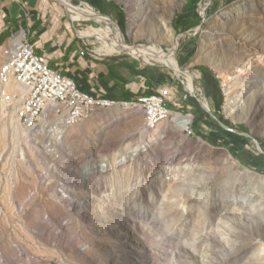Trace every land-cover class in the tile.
I'll list each match as a JSON object with an SVG mask.
<instances>
[{
    "label": "rangeland",
    "instance_id": "374dc122",
    "mask_svg": "<svg viewBox=\"0 0 264 264\" xmlns=\"http://www.w3.org/2000/svg\"><path fill=\"white\" fill-rule=\"evenodd\" d=\"M68 3L81 13L70 14L84 19L73 20L58 3L82 56L159 72V92L171 88L176 109L148 129L141 109L133 110L144 122L131 109H98L62 138L31 135L40 142L32 147L16 143L17 120L0 111V264H264V0ZM188 3L199 17L190 14L194 25L178 33L173 21ZM110 19L126 42L142 45L131 47L138 54L171 52L180 69L130 53L101 55L106 40L89 28ZM203 20L197 33L184 34ZM5 41L0 65L8 64ZM210 81L220 89L218 108L209 100ZM193 93L218 119L201 105L209 115L201 113L199 125L217 145L194 131Z\"/></svg>",
    "mask_w": 264,
    "mask_h": 264
},
{
    "label": "crops",
    "instance_id": "0c3cea01",
    "mask_svg": "<svg viewBox=\"0 0 264 264\" xmlns=\"http://www.w3.org/2000/svg\"><path fill=\"white\" fill-rule=\"evenodd\" d=\"M63 9L70 14L68 7ZM63 9L53 0H0V36L7 33L5 40L8 38L11 46L14 45L11 33H22L24 28L37 52L47 56L54 69L71 77L82 90L95 96L132 101L149 89V81L157 91L165 84L159 72L141 73L140 67L132 62H103L82 56L74 26L65 18ZM108 65L114 67L117 76L110 74ZM210 84L207 88L209 100L214 108H218L220 89L212 81ZM175 101L170 96L165 104L174 105ZM131 110L140 113L144 122L142 111Z\"/></svg>",
    "mask_w": 264,
    "mask_h": 264
},
{
    "label": "built area",
    "instance_id": "2783aa9c",
    "mask_svg": "<svg viewBox=\"0 0 264 264\" xmlns=\"http://www.w3.org/2000/svg\"><path fill=\"white\" fill-rule=\"evenodd\" d=\"M10 37H14V45L9 46L8 64L0 65V111L17 120L11 128L17 144L23 141L31 147L40 144L31 139L34 125L64 120L72 127L77 126L95 110L102 109L104 102H114L82 90L74 79L54 69L49 58L37 52L24 28L22 33ZM170 93L171 88L166 87L159 94L140 97L145 98L154 116L155 111H160V103L169 102ZM24 98L32 99L31 111H24ZM47 105H57V119H50V114L45 113ZM149 124H145L147 129ZM44 146L49 149V143ZM2 203L0 200V206Z\"/></svg>",
    "mask_w": 264,
    "mask_h": 264
},
{
    "label": "bare ground",
    "instance_id": "6f19581e",
    "mask_svg": "<svg viewBox=\"0 0 264 264\" xmlns=\"http://www.w3.org/2000/svg\"><path fill=\"white\" fill-rule=\"evenodd\" d=\"M65 1L68 2V0H65ZM85 5H86V7L93 9V6L86 4V3H85ZM68 9H70V12L73 15H80L81 14L79 12L80 9L75 7L73 4L69 3ZM73 15H71L73 20H76V21H79V20L83 21L84 20L81 18H76ZM95 20H97L99 23H102L101 20L98 19L97 17ZM89 30H90V32H93V33H99L101 35V37L106 40L105 46L101 47L98 50L101 55H107V56L111 55L112 56V55H117V54L130 53V54H132V56L139 57L141 59H149L152 62H155V63L163 65V66L172 67L175 69L179 68L178 60L176 57L171 56L172 55L171 52L161 54L151 47V48L144 49L143 51H141L140 54H138L139 51L134 50L132 48H126L124 46V43L122 42V40L117 37L118 35H119V37H122L119 30H117L116 39L115 40L110 39V37L114 31L112 24L107 25V27H103L101 29H99L95 26H91L89 28ZM80 33L82 34L83 31L80 30ZM110 40H111V42H110ZM192 86L193 85H191V84L188 85L189 89L194 91V89H193L194 86L193 87ZM31 106H32V99L31 98H24V111H31ZM112 107L143 110L145 113V123H150L149 128H155L162 121L169 118L173 114L172 110L168 109L165 106V103H160V111H155L154 116H153V112H149V105L145 101V98L140 97V96H137L132 101H126V102H125V100H117V99H114V102H104L102 108H112ZM45 113L50 114V119H57L58 118L57 105L45 106ZM87 118H89V117L84 118L82 120V122L84 120H86ZM175 120L178 121L179 123H182L183 125H185L186 123H188L190 121V119H180V118H176ZM71 126H72V124H67V122L64 120H55L53 122H49V124L34 125L33 128L31 129V135L34 136V135L39 134L40 132L48 131V132L56 133L57 138H62L64 136V134L66 133L67 128H69Z\"/></svg>",
    "mask_w": 264,
    "mask_h": 264
},
{
    "label": "trees",
    "instance_id": "16d2710c",
    "mask_svg": "<svg viewBox=\"0 0 264 264\" xmlns=\"http://www.w3.org/2000/svg\"><path fill=\"white\" fill-rule=\"evenodd\" d=\"M190 14H194L195 17H199V14L197 12V6L193 5L192 3L186 4L183 7L182 11L177 14L176 18L173 21V25H174V27H175V29H176V31L178 33H181L183 31H185L186 29H188L189 27L194 25L195 21H194L193 17ZM180 18H181V20L179 21ZM7 36H8L7 33H5L2 36H0V43H3ZM108 67H109V71H110L111 75H113L114 77L118 75V73L116 71H114V67L112 65H108ZM198 69L203 74H205V75H209L210 74V75L214 76V78H215V75L213 74L212 70H210L207 66L201 65V66H198ZM215 80H216V78H215ZM148 84L150 86L149 89H147L145 91V93H142V94L153 95V94H159L160 93L157 90H153L150 81L148 82ZM188 101H189V103L191 105L196 107L197 113H198L197 119H196V122H195V126H194V131H195L196 135L202 137L203 139L209 140L212 144H216L217 145L218 144L217 141H215L213 139H210V137L201 130V127H200L199 122H198L199 115L201 113H206V112L202 109L199 100L196 97H194V96H189L188 97ZM217 104H218L217 105L218 107L221 106L220 97L218 99ZM165 106H167L168 109H172V110L176 109V107L174 105H172V104H168V105L165 104ZM207 115H209V114H207ZM239 127H240V129H242L245 132L248 131V128L246 126H244V125H241ZM262 145L264 147V143H262ZM229 149L231 150V152L235 153V150H234L233 147L229 146Z\"/></svg>",
    "mask_w": 264,
    "mask_h": 264
},
{
    "label": "water",
    "instance_id": "95a60500",
    "mask_svg": "<svg viewBox=\"0 0 264 264\" xmlns=\"http://www.w3.org/2000/svg\"><path fill=\"white\" fill-rule=\"evenodd\" d=\"M55 1L58 2L60 5H63L64 7H68V6H69V3L66 2L65 0H55ZM110 21H111V24H113V25L117 28V30H119V31L121 32L122 37H123V43H124V46H125L126 48H131V47H134V46H142V45H135V44H133V43H128V42H126V40H124V35H123V32L121 31L119 25H118L117 23H115V22H114L113 20H111V19H110ZM203 23H204V20H203L202 23L198 26L197 30H195V31H193V32H184V34H185V35H194V34L197 33V31L202 27ZM179 39H180V38L178 37L177 42H179ZM143 46H144V45H143ZM174 47H175V49H176L178 46L176 45V46H174ZM193 92H194V91H193ZM193 96L196 97V98L199 100L200 104H201L202 106H204V108L207 110V112H208L209 114H211L214 118L217 119V117L211 113V110H210V108H209V105H208V106L205 105V102L202 101V100H201L197 95H195L194 93H193ZM217 120H218V119H217ZM220 123H221V122H220ZM223 126H224V125H223ZM228 128H229L230 130H232V131H236L235 129H232V128H230V127H228ZM257 142H258V141H257ZM261 152L264 154V151H262V149H261Z\"/></svg>",
    "mask_w": 264,
    "mask_h": 264
}]
</instances>
